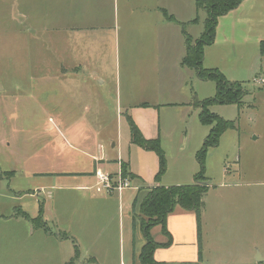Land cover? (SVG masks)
Returning <instances> with one entry per match:
<instances>
[{
  "label": "rangeland",
  "instance_id": "rangeland-1",
  "mask_svg": "<svg viewBox=\"0 0 264 264\" xmlns=\"http://www.w3.org/2000/svg\"><path fill=\"white\" fill-rule=\"evenodd\" d=\"M159 1L169 14L179 20L197 17L193 26H187L186 30L193 42L201 38L207 14L204 9L196 8V0ZM26 6L31 9L29 19L22 16L24 0L22 3L21 0H0V264H67L75 255L78 241L71 237L64 238L63 231L58 228L54 209L60 205L59 211L62 213L69 202L51 189L38 195L39 190L35 188L48 175L36 173L80 167L75 161L86 156L71 149H55L61 138L65 144L70 143L54 125L56 122L61 126V116L58 114L61 109H53L51 96L57 97L64 105L71 100V92L82 94L86 101H92V97L94 100L99 98L102 102L99 115L92 109L85 113V118L99 128L102 139L115 138L124 159H131L138 165L150 163V159L142 154H149L157 160L159 158L156 152L132 143L126 117V112L131 114V111L124 107L121 109L119 104L144 99L160 104L153 114L157 129L155 137H160L167 158L164 176L188 185L194 183V175L200 171L197 154L211 129L210 125L201 122V109L196 101L213 98L217 90L214 81L199 78L194 69L183 64L185 38L182 27L175 22H170L168 28H161L164 47L162 45L160 84L146 86L125 81L117 84L113 82L112 75H107L108 80L102 86L95 85L92 89L87 87L88 84L73 85L64 80L57 82L51 73L60 64V54L64 65L65 61L69 63L70 60L66 58L64 50L58 55L51 49L49 0H27ZM251 31L248 37H255L257 34L253 31L260 33L264 28L259 26ZM250 45V52L245 55L251 61L256 58L252 52L253 44ZM207 50L209 52L211 49ZM229 61L226 59L217 66L211 62L210 54L206 60L204 54L205 68L218 67L228 80L241 82L244 87L241 106L237 103H213L209 107L211 112L233 121L235 125L222 133L218 146L210 147L207 151L205 177L212 185L241 179L243 182L264 181V93L253 81V76L261 71L262 66L258 63L254 67H240ZM64 70L59 72L63 78ZM72 110L84 112L82 108ZM140 118L150 119V111H143ZM53 148L55 150L50 151ZM86 166L89 167L88 164ZM100 169L104 170L102 167ZM134 184L141 188L137 181ZM242 197L246 200L242 203L239 201L240 204L242 207L245 204L248 206L250 195L246 193ZM39 201L46 203L44 218L47 217L48 222L43 223L49 226V232L35 228L31 220L17 215L19 207L30 215H38ZM134 216L139 220L136 214ZM246 216L253 221V215L247 213ZM59 219L67 221L68 216L60 214ZM249 221L243 218V226ZM108 226V233L98 248L100 263H128L132 244L137 251L136 230L131 243L132 236L128 233V222L123 214L120 222L116 219ZM259 245L264 253V242ZM246 250L244 248L243 252ZM73 264L93 262L79 258ZM260 264H264V261Z\"/></svg>",
  "mask_w": 264,
  "mask_h": 264
},
{
  "label": "crops",
  "instance_id": "crops-1",
  "mask_svg": "<svg viewBox=\"0 0 264 264\" xmlns=\"http://www.w3.org/2000/svg\"><path fill=\"white\" fill-rule=\"evenodd\" d=\"M26 1L24 0L22 16L29 19L31 9L26 6ZM160 4L159 0H49L48 28L51 49L58 52V55L64 50L66 58L70 60L69 63L65 61L64 65V59L60 54V64L56 66L51 76L57 82L64 80L63 82L73 85L88 84L87 87L90 89L95 85L102 86L108 80L107 75H112L113 82L117 84L124 81L146 86L160 84L161 51L164 47V43L161 42V28L163 26L168 28L170 22H174L164 14L166 9ZM253 14L256 15L255 19L251 17ZM194 19L195 17L185 21L177 20L188 22V26L192 27ZM259 26L264 28V0H243L235 9L219 17L214 42L205 48V60L210 54L211 62L217 66L226 59L234 66L247 68L259 63V66H262L261 71L253 76V81L264 93V83L261 81L264 78V56L260 53L264 31L260 33L253 31L257 34L255 37L247 35ZM250 44H253L252 52L256 58L251 61L245 55L246 52H250ZM209 48L211 50L208 52ZM63 68L64 78L59 74ZM119 89L121 91V85ZM83 97L78 92H71V100L64 105L57 97L51 96V105L53 109H61L58 114L61 116L59 122L62 127L55 121L53 123L55 122L56 129L70 143L65 144L61 138L55 149L79 151L85 154V160L79 158L75 164L80 167L67 171L37 172L36 174L48 176L35 190H39L38 195L44 194L48 189L55 190V193H59L61 198L69 202V206L62 213L58 205L54 209L55 215L58 218L59 230L78 241L76 245L81 260L93 262L94 258L96 262L93 264H101L99 245L104 235L108 233V225L116 219L120 222L123 214L128 222V233L132 236L130 242L134 240L135 230L138 240L137 251L132 244L130 260L124 264H141L139 253L145 238L140 220H136L134 214L138 216L140 203L148 191L158 184L155 176L159 171V159L142 154L150 159V163L145 165L124 159L118 141L115 138L102 139L99 128L85 118V113L92 109L99 115L102 102L99 98L94 100L92 97V101H86ZM144 103H148L149 107L141 108L140 105ZM119 105L121 109L124 107L131 111V114L128 112L126 114L133 117L147 138H155L157 129L153 111L160 104L144 99L140 102L124 104L120 102ZM80 107L84 112L71 111L76 108L81 110ZM143 111H150V119L140 118ZM123 164H127L131 174L140 176L144 180V185L141 181L132 179L133 186L121 195L98 193L95 190V170L102 167L105 172L116 175L122 172ZM165 173L161 177V185L184 184L175 178L168 179L164 176ZM135 181L141 188L134 184ZM248 185L253 186L246 187ZM246 193L250 195L248 206L245 204L242 207L240 202H245L246 199L242 195ZM203 201L200 223L197 212L178 205L168 214L165 228L159 224L151 229L153 238L160 243L155 248L154 259L160 264L263 262L264 253L259 249V244L264 242V181L258 179L243 182L241 179L228 184L210 183ZM45 212L44 202L43 217ZM247 213L254 216L252 222L246 216ZM60 214L62 216L66 214L67 221L66 219L61 221ZM243 218L250 220L246 226L242 224ZM46 219L47 217L44 221ZM164 229L171 235L170 241ZM244 248L247 249L246 252H243Z\"/></svg>",
  "mask_w": 264,
  "mask_h": 264
},
{
  "label": "trees",
  "instance_id": "trees-1",
  "mask_svg": "<svg viewBox=\"0 0 264 264\" xmlns=\"http://www.w3.org/2000/svg\"><path fill=\"white\" fill-rule=\"evenodd\" d=\"M242 1L243 0H196V8L198 10L204 9L207 17L204 23V32L201 38L197 39L195 42H193L191 35L186 30L188 22H181L164 10V14L166 16L168 15L171 21L178 23L182 27L186 47L183 64L194 69L199 78L214 81L217 91L213 98L196 101V104L201 109L199 114L201 122L210 125L211 129L204 140L202 148L197 154L200 171L195 175V181L192 184L171 186L160 184L161 177L167 170V158L162 148L160 137H145L133 117L128 113L126 114L130 126L132 143L137 144L145 150L156 152L159 158V171L155 176V181L158 184L148 191L140 203L139 208L138 218L145 238V243L139 253L141 264H160L154 259L155 248L160 245V243L156 242L153 238L151 229L159 224L163 225L165 228L167 216L174 211L176 206L179 205L186 210L197 212L200 223V214L204 204L203 198L209 188L207 178L205 177V158L207 151L210 147L219 145L220 137L225 130L235 127L233 121L226 120L211 112L209 107L213 103H237L241 106V98L244 94V87L241 82L228 80L225 74L218 68H205L203 66L205 47L214 42L219 17L235 9ZM197 20L196 17L193 21L196 22ZM260 53L264 56V40L260 43ZM142 105L148 106L149 104L144 103ZM122 176L129 177L130 179H137L144 185V180L140 176L131 174L128 171L127 164L122 165ZM39 202L38 216H30V214L21 207L18 208L17 215L31 220L35 228H43L46 232H49V226L43 223L44 202ZM164 231L169 235L170 241L171 235L166 229H164ZM63 236L64 238L70 237L68 233H63ZM78 259L79 248L75 244V255L67 264H73V262ZM92 261L96 262L94 258H92Z\"/></svg>",
  "mask_w": 264,
  "mask_h": 264
},
{
  "label": "built area",
  "instance_id": "built-area-1",
  "mask_svg": "<svg viewBox=\"0 0 264 264\" xmlns=\"http://www.w3.org/2000/svg\"><path fill=\"white\" fill-rule=\"evenodd\" d=\"M261 81L264 82V78H262ZM94 174L96 178L95 190L98 193H117L121 195L125 190L133 186L132 179L123 177L122 172L114 175L97 168Z\"/></svg>",
  "mask_w": 264,
  "mask_h": 264
}]
</instances>
